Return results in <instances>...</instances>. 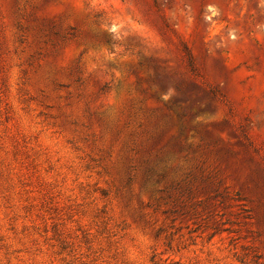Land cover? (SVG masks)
<instances>
[{"label": "rangeland", "instance_id": "374dc122", "mask_svg": "<svg viewBox=\"0 0 264 264\" xmlns=\"http://www.w3.org/2000/svg\"><path fill=\"white\" fill-rule=\"evenodd\" d=\"M0 264H264V0H0Z\"/></svg>", "mask_w": 264, "mask_h": 264}]
</instances>
